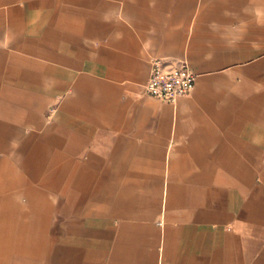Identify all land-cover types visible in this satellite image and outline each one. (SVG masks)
Masks as SVG:
<instances>
[{
	"label": "crops",
	"instance_id": "0c3cea01",
	"mask_svg": "<svg viewBox=\"0 0 264 264\" xmlns=\"http://www.w3.org/2000/svg\"><path fill=\"white\" fill-rule=\"evenodd\" d=\"M0 264H264V0H0Z\"/></svg>",
	"mask_w": 264,
	"mask_h": 264
},
{
	"label": "built area",
	"instance_id": "2783aa9c",
	"mask_svg": "<svg viewBox=\"0 0 264 264\" xmlns=\"http://www.w3.org/2000/svg\"><path fill=\"white\" fill-rule=\"evenodd\" d=\"M194 84L195 74L186 61L154 59L145 91L150 97L173 104L177 97L190 93Z\"/></svg>",
	"mask_w": 264,
	"mask_h": 264
}]
</instances>
